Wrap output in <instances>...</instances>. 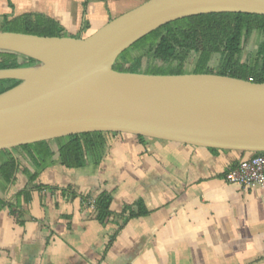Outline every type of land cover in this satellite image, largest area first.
Masks as SVG:
<instances>
[{
  "label": "crops",
  "instance_id": "0c3cea01",
  "mask_svg": "<svg viewBox=\"0 0 264 264\" xmlns=\"http://www.w3.org/2000/svg\"><path fill=\"white\" fill-rule=\"evenodd\" d=\"M146 1L0 0V31L3 16L34 12L86 37ZM13 154L16 175L0 177V264H264V187L225 180L249 153L115 133L100 163L70 169L57 153L33 182ZM26 188L29 200L18 197ZM104 190L113 214L101 222L83 197ZM138 200L149 213L123 223Z\"/></svg>",
  "mask_w": 264,
  "mask_h": 264
},
{
  "label": "water",
  "instance_id": "95a60500",
  "mask_svg": "<svg viewBox=\"0 0 264 264\" xmlns=\"http://www.w3.org/2000/svg\"><path fill=\"white\" fill-rule=\"evenodd\" d=\"M214 12L264 15V0H147L86 37L0 31V51L38 61L0 69V80L21 81L0 93V150L101 131L264 152V82L114 69L150 32Z\"/></svg>",
  "mask_w": 264,
  "mask_h": 264
},
{
  "label": "trees",
  "instance_id": "16d2710c",
  "mask_svg": "<svg viewBox=\"0 0 264 264\" xmlns=\"http://www.w3.org/2000/svg\"><path fill=\"white\" fill-rule=\"evenodd\" d=\"M2 30L30 33L40 36L67 35L63 26L43 13H24L17 16L5 15ZM256 34L257 46L246 59L243 51L249 39ZM215 55L220 56L217 67L211 66ZM38 64V61L10 51H0V69L25 67ZM114 69L121 72L146 73L155 75H176L186 73H215L264 82V15L243 12H214L189 16L169 22L150 32L120 54ZM21 81L1 79L0 93L14 87ZM113 132H85L54 140H44L16 147L13 150H0V177L7 183L17 173L19 161L13 153H20L33 167L25 168L30 181H35L40 173L50 166L58 153L61 163L70 169L100 163L107 147V137ZM144 140L146 137L138 136ZM58 149L54 148V144ZM217 150L216 148H210ZM258 154L264 152L250 153ZM45 185L35 189L43 190ZM64 192L67 189H63ZM32 190L24 189L18 195L31 199ZM94 205L96 218L107 221L113 214L111 204L113 193L104 190L96 198L83 197ZM13 213L17 205L8 204ZM135 208L127 206L121 214L123 223L128 218L146 215L149 210L142 200ZM127 211V213H126Z\"/></svg>",
  "mask_w": 264,
  "mask_h": 264
},
{
  "label": "built area",
  "instance_id": "2783aa9c",
  "mask_svg": "<svg viewBox=\"0 0 264 264\" xmlns=\"http://www.w3.org/2000/svg\"><path fill=\"white\" fill-rule=\"evenodd\" d=\"M227 183L240 185L245 189L264 187V153L251 154L225 173ZM93 210L94 205H90Z\"/></svg>",
  "mask_w": 264,
  "mask_h": 264
},
{
  "label": "rangeland",
  "instance_id": "374dc122",
  "mask_svg": "<svg viewBox=\"0 0 264 264\" xmlns=\"http://www.w3.org/2000/svg\"><path fill=\"white\" fill-rule=\"evenodd\" d=\"M257 38H256V34L253 35L249 41L247 42V45L245 46V49L243 51V59H246L247 56L253 52L257 46ZM220 61V56L219 55H215L213 60L211 61V66L212 67H217Z\"/></svg>",
  "mask_w": 264,
  "mask_h": 264
}]
</instances>
